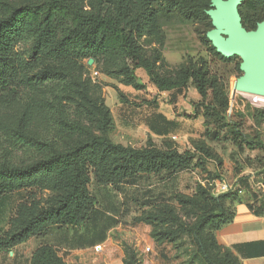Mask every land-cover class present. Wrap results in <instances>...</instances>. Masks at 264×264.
Wrapping results in <instances>:
<instances>
[{"label": "rangeland", "instance_id": "1", "mask_svg": "<svg viewBox=\"0 0 264 264\" xmlns=\"http://www.w3.org/2000/svg\"><path fill=\"white\" fill-rule=\"evenodd\" d=\"M1 1L13 7L45 2ZM73 1L86 10L114 16L136 45V56L122 58L114 53L99 54L94 63L89 64L90 53L79 48L56 57L34 48V40L19 44L15 50L12 86L7 91L0 90V139L1 134H5L2 128L13 126L49 142L57 154L71 155L89 144L91 155L86 159L88 195L83 203L85 207L98 206L106 212L108 203L113 202L119 208L112 210L117 216L115 227L109 233L114 246L110 249L98 244L90 261L72 255L74 262H67L66 252L46 251L35 264H57L56 258L65 264H108L111 251L118 256L122 247L132 260L131 264H145L141 251L138 253L131 246L139 236L154 241L159 247L154 254V264H241L218 242L216 226L230 218L234 194L241 192L238 177L235 180L227 178L229 170L226 166L234 173L237 166L245 170L247 157L262 159L261 163L259 159L255 161L256 167L264 165V106L255 105L250 93L234 88L236 81L244 75L240 68L243 56L224 57L208 37L209 31L215 28L210 15L214 0ZM239 13L245 28L249 23L255 27L248 30H258L264 21V0H241ZM191 68L202 69L205 80L214 83V89L208 91L206 100L209 103L211 99L214 101L215 92L220 96L214 102L219 105L222 116L219 141L201 135L206 128L205 118L198 116L194 109V103L201 100V96L193 84L176 106L171 104L170 94L159 91L154 84L157 77L177 82L193 81L187 77ZM132 80L139 86L130 83ZM150 100H156L163 111L184 121V137L159 138L140 132L138 126H134L150 109L145 105V101ZM255 114L261 119L259 124ZM127 125H133L131 131L124 129ZM234 137L243 140L244 150L234 145ZM165 142L171 143L179 152L191 151L202 159L198 165L171 177L165 172L144 174L138 176L136 183L125 181L118 186L95 182L98 175L106 178L108 168L120 159L107 153L101 159L106 148L117 146L121 150L138 152L146 148H163ZM4 146L18 167L49 158L47 152L38 151L29 143L15 144V139ZM251 181L257 190L264 191V177L259 172ZM225 182L232 184L230 190L222 188ZM65 197L62 178L56 173L14 182L11 190L0 196V236L20 230L29 220L34 222L41 212L57 213ZM207 217L212 220L203 226L202 239L208 256L196 237L197 227ZM45 218L46 223L56 219L48 215ZM109 220L103 217L100 222L107 224ZM40 226L36 234L26 240L42 236L38 234ZM85 226L81 223L63 227L80 230L84 227L88 230L84 241L103 236L104 229ZM26 240L12 248L19 251L16 247L23 246Z\"/></svg>", "mask_w": 264, "mask_h": 264}, {"label": "trees", "instance_id": "2", "mask_svg": "<svg viewBox=\"0 0 264 264\" xmlns=\"http://www.w3.org/2000/svg\"><path fill=\"white\" fill-rule=\"evenodd\" d=\"M254 27L255 25L249 23L246 25L247 29H253ZM32 40L35 41L34 48L45 50L47 54L62 57L70 49L79 48L89 52L90 57L94 58V61L99 54L114 53L122 58H133L138 51L130 35L120 28L118 20L114 16L86 10L73 0H45L44 3L25 4L19 7H13L9 3L0 0L1 91H7L12 86L16 68V47L21 43ZM187 77L194 80L187 79L184 82H177L168 78L160 79L157 77L153 81L160 91H172L173 95L181 93L190 84H193L201 96V100L194 103V109L198 116L202 115L205 118L204 125L206 128L202 131L201 135L211 141H219L222 138L220 136L222 116L219 111V105L214 102L220 96L215 92L214 101L211 99L209 103L206 100L208 91L214 89V83H208L205 80L202 69L199 71L192 70L190 74H187ZM130 83H134L136 87L139 86L133 80ZM141 88L142 85L140 84ZM220 99L222 100V98ZM222 106L224 105L222 104ZM254 118L256 123L259 124L260 117L257 118V114H255ZM147 124L155 134L161 135L165 139H171L169 135L178 131L181 127L179 121L169 119L161 112H153L147 118ZM2 130L5 131V134H1L2 139H0V150L2 151V156H0V196L9 192L14 182L31 179L36 175L48 176L56 173L62 178L66 197L57 213L41 212L34 222L29 220V223L20 230L14 233L11 232L12 234L8 233L3 237L0 236V250L8 251L17 243L36 234L35 232L39 225H41V229L38 234L44 235L51 225L59 227L81 223L87 225L91 218L96 219L95 216L97 214H104V211L98 206H91L89 208L88 206L85 207V203H83L88 195L87 185L89 176L86 159L91 155V152H89L91 146L89 144L80 147L71 155L57 154L49 142L27 135L20 129L12 126L3 127ZM12 139H15V144L29 143L31 147H35L38 151L47 152L49 158L47 160H39L26 167L14 165L9 158L10 152L4 146L7 141H11ZM234 145L239 150H244L245 148V143L243 140H239V138L234 139ZM150 149L154 150L146 148L134 152L125 148L121 150L117 146L106 148L101 159H104L106 153L108 155L114 154L115 157H119L120 159L108 168L106 178L98 175L95 178V182L97 184L118 186L119 184H124L125 181L136 183L138 176L143 177L144 174H161L165 172L168 174V177H171L178 171L198 165L200 159H202V157L196 156L191 151L179 152L169 142H165L163 148L153 147ZM258 159L247 157V166L254 168L257 173L259 172L264 177V165L260 164L262 159ZM256 160L260 162L261 166H255ZM241 173V168L237 166L236 174L239 175L237 184L241 192L234 194L235 196L232 199L234 201L233 213L230 218L217 224L216 233L223 225L233 220L235 207L237 203H242L245 200V195H247L248 205L252 211L257 215H264V191L257 190L254 187L251 175ZM10 182L11 184H9ZM67 202L70 203V206ZM72 209H74V212H72ZM222 214L218 215V217H221ZM45 215L56 218L50 222L54 224L46 223ZM211 220L212 217L203 218L197 227L198 231L196 234L198 243L201 245L203 253L206 256H208V253L202 239V230L203 226ZM113 221L116 222L115 219ZM57 250L48 244L40 246L34 252L30 264H35L37 259L41 257V253L46 251L57 252ZM230 251L240 261L238 256L232 250ZM56 260L57 264H65L60 258H56ZM131 263L132 260L126 256L125 264Z\"/></svg>", "mask_w": 264, "mask_h": 264}, {"label": "crops", "instance_id": "3", "mask_svg": "<svg viewBox=\"0 0 264 264\" xmlns=\"http://www.w3.org/2000/svg\"><path fill=\"white\" fill-rule=\"evenodd\" d=\"M190 87L191 86L185 88L177 95H173L172 91L161 92L169 93L171 97V104L176 106L180 104L179 100L187 95ZM145 105L149 106L150 109L147 110L145 114H142L140 116V122L134 125L135 127L138 126L140 132H145L147 135L163 138V136L155 134L147 124V118L153 112H161L165 114L167 118L179 121L181 123L180 129L171 133L169 137L171 139H173V136H176V139L184 137L182 133L186 132V130L183 128L184 121L181 120V118L176 117L175 115L172 116L170 113L163 111L160 107V103L156 100L145 101ZM116 124H118L117 121ZM132 126L127 125L123 127L124 129L131 131ZM225 160L226 163L229 162L227 159ZM226 168L229 170L227 173L228 179L235 180L236 177L239 176H236V172L234 173L230 166H226ZM244 168L245 170H241V174H251V180H253L257 171L247 165H245ZM109 194L112 195L113 193L110 192ZM106 206L108 209L107 212L104 211V214H97L95 216L96 219L91 218V220L87 223L88 226H85V228L104 229L103 236L89 238L87 241H84L83 239L85 233L88 232V230H85L84 227L82 230H80L78 227L70 228L51 225L44 235L38 238L31 237L24 242V245L22 244L23 246H17L16 248L19 250L17 252L14 248L9 249L8 251L0 250V264H30L34 252L44 244L51 245L61 252H66L68 254V256L65 258L67 262H74L72 255H80V260L82 258H86L88 261H90V257H92L94 254L93 250L98 244H104L106 247L109 246L110 249L113 248L112 246H114L113 239L109 233L115 227L113 219H117V216L112 213V210H118L119 208L113 204V202L108 203V205L106 204ZM103 217H105L107 220L110 219L107 224L100 222ZM108 227L109 230L107 231ZM217 239L221 245L232 250L236 256H238L242 264H264V215H257L252 211L248 205L247 195H245V200L242 203H237L233 220L218 229ZM131 246L135 248L138 253L141 251L143 255L142 258L144 259L143 262L145 264H154V261L156 260L154 254L157 253L156 250L158 247L154 241H148L144 236H139L136 243L134 245L132 244ZM147 246L151 248L150 251H152V253H146ZM111 252L112 253L108 255L110 260L108 264H125L126 253L124 247H122L121 253H118V256H114L113 251Z\"/></svg>", "mask_w": 264, "mask_h": 264}, {"label": "water", "instance_id": "4", "mask_svg": "<svg viewBox=\"0 0 264 264\" xmlns=\"http://www.w3.org/2000/svg\"><path fill=\"white\" fill-rule=\"evenodd\" d=\"M241 0H214L210 11L215 28L208 37L226 58L241 55L244 72L236 83L241 90L250 94L264 95V21L258 30H248L241 21L239 5ZM94 58L89 59V64Z\"/></svg>", "mask_w": 264, "mask_h": 264}, {"label": "built area", "instance_id": "5", "mask_svg": "<svg viewBox=\"0 0 264 264\" xmlns=\"http://www.w3.org/2000/svg\"><path fill=\"white\" fill-rule=\"evenodd\" d=\"M96 75H98V72H95ZM252 96V102L257 106H264V100L263 97L260 95L251 94ZM173 139H176V136H173ZM222 188L224 190H230L232 188V184L230 182H225L222 184ZM101 246V245H100ZM150 247H147L146 250L150 251Z\"/></svg>", "mask_w": 264, "mask_h": 264}, {"label": "bare ground", "instance_id": "6", "mask_svg": "<svg viewBox=\"0 0 264 264\" xmlns=\"http://www.w3.org/2000/svg\"><path fill=\"white\" fill-rule=\"evenodd\" d=\"M234 86H235L234 88L236 89V87L237 88L240 87V84L239 83H236ZM255 95H257V94H255ZM260 96H262L263 97V100H264V95H260Z\"/></svg>", "mask_w": 264, "mask_h": 264}]
</instances>
